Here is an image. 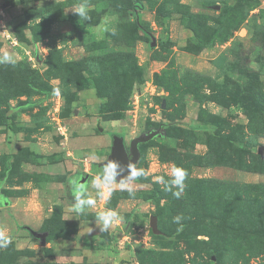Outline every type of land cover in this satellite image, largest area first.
I'll return each mask as SVG.
<instances>
[{
    "label": "rangeland",
    "instance_id": "374dc122",
    "mask_svg": "<svg viewBox=\"0 0 264 264\" xmlns=\"http://www.w3.org/2000/svg\"><path fill=\"white\" fill-rule=\"evenodd\" d=\"M4 51L0 264H264V0H0ZM159 125L132 192L90 187L96 205L77 214L69 178L90 186L113 134L128 146ZM173 165L188 173L178 199L154 179ZM108 209L121 220L100 232Z\"/></svg>",
    "mask_w": 264,
    "mask_h": 264
},
{
    "label": "clouds",
    "instance_id": "9594fccd",
    "mask_svg": "<svg viewBox=\"0 0 264 264\" xmlns=\"http://www.w3.org/2000/svg\"><path fill=\"white\" fill-rule=\"evenodd\" d=\"M18 2V0H15ZM74 13L78 15L80 20L87 21L90 19V16L87 12L86 4H77L74 6ZM16 60L13 55L8 51H4L0 55V65H15ZM120 169L118 172L117 169ZM127 175L120 179L117 182V176L121 172L125 171V168L120 167V165L115 160H108L104 163L102 171L99 176H97L89 186L86 182H82V176H73L68 180L69 191L74 197V211L77 214H84L89 208L95 207L96 200L89 195L90 187L95 189L98 194H103L101 189L106 190L107 197L111 196L113 191L112 185L119 183L121 190H127L129 193L132 192V188L129 186L131 183L139 180L141 177L145 176V170L142 168H137L135 164L129 163L126 166ZM171 179L165 180L163 176H156L155 182L157 184H162L164 190L171 192L175 198H180L181 193L185 189V180L187 179L188 173L182 168L173 165L171 170ZM0 202H7V197L0 195ZM182 216L177 215L173 217V223L179 225L177 232L183 230V225L181 224ZM121 220V217L115 210H104L97 214L95 218V224L99 227L100 232H107L110 228L113 227L115 223ZM91 231V229H90ZM12 243V238L9 235H5L3 232H0V249L7 248Z\"/></svg>",
    "mask_w": 264,
    "mask_h": 264
},
{
    "label": "water",
    "instance_id": "95a60500",
    "mask_svg": "<svg viewBox=\"0 0 264 264\" xmlns=\"http://www.w3.org/2000/svg\"><path fill=\"white\" fill-rule=\"evenodd\" d=\"M7 5V4H5ZM150 38L152 39L151 44L153 45L155 43V38L150 35ZM162 125H159L156 129H153L149 132H143L140 133L138 136L134 137L129 145L127 146L125 144L124 137L119 134H113L111 137V149L108 157L106 158L105 161L102 162L104 163L108 160H115L120 167L125 168L124 172H121L119 176H117V182L120 181L124 176L127 175V164L129 161L137 167V162L140 157V149H139V144L149 141L150 139L154 138L155 136H158L162 133L161 130ZM257 153L260 155L261 158H264V145H259L257 147ZM117 171L119 172L120 169L118 168ZM84 182V178L82 180ZM150 225L152 227L153 232L157 231L156 227V218L154 216H151L149 218ZM31 233L40 239L41 244L43 245L46 241V236L47 232H36L31 230Z\"/></svg>",
    "mask_w": 264,
    "mask_h": 264
},
{
    "label": "trees",
    "instance_id": "16d2710c",
    "mask_svg": "<svg viewBox=\"0 0 264 264\" xmlns=\"http://www.w3.org/2000/svg\"><path fill=\"white\" fill-rule=\"evenodd\" d=\"M135 3H137V0H133ZM134 7L138 8V5H134ZM133 16L134 19L136 21L137 27L140 29V31L144 34V36L149 39L150 38V31L149 29H147L146 27L143 26L141 19L139 18V13L136 11V9L134 11L130 12ZM35 102H31V101H23L19 104L16 105V107L14 108V113H18V112H22L30 107L33 106ZM11 111V110H10ZM10 129L12 128V126L9 124L8 126ZM140 146V144H139ZM10 157L7 154L4 159H3V167H2V179H1V183L3 181H5L6 177L8 176V173L10 171ZM138 182H141V179L137 180ZM0 204H3L2 202H0ZM130 213L127 215V218H129ZM66 264H75V263H66Z\"/></svg>",
    "mask_w": 264,
    "mask_h": 264
}]
</instances>
